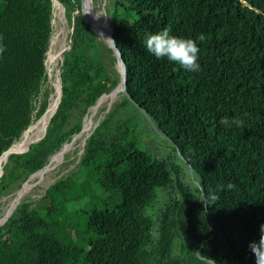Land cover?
<instances>
[{"label":"trees","instance_id":"1","mask_svg":"<svg viewBox=\"0 0 264 264\" xmlns=\"http://www.w3.org/2000/svg\"><path fill=\"white\" fill-rule=\"evenodd\" d=\"M58 1L71 26L61 102L43 139L13 162L21 154L2 158L0 200L74 140L120 83L82 0ZM52 10V0H0V158L48 104L45 61L62 33L51 44ZM107 12L128 94L168 139L123 93L85 140L77 170L41 198H24L0 226V264H255L248 245L264 223V0H110ZM164 27L196 40L198 72L147 53V35ZM152 132L171 153L152 149Z\"/></svg>","mask_w":264,"mask_h":264},{"label":"rangeland","instance_id":"2","mask_svg":"<svg viewBox=\"0 0 264 264\" xmlns=\"http://www.w3.org/2000/svg\"><path fill=\"white\" fill-rule=\"evenodd\" d=\"M109 3H110V0H97L95 2H94V0H92V3H91L92 4L91 5L92 11L98 13L101 17L106 18L108 20V22H109V18H108V12H107V5ZM55 11H56L55 14L52 15L53 33H54V28H55V34L52 38V41H54V38L56 37V35L58 36L61 33V31L64 29V31H65L64 32L65 49L63 52H65L66 50L69 49V35L71 32L70 21L68 19L66 21V19L62 18V15L59 11H57V10H55ZM100 31H102V29H100ZM52 41H51V44H52ZM63 46L64 45L62 43L58 52L56 53V58H54V53H55V50L57 49L56 46H55L52 54L50 55L49 66L51 68V73L53 74V76H52L48 85L52 84L51 82H53L56 79L57 76H55V75L57 73V69L58 68L60 69V67H61L60 64L63 60V55H61V51L63 49ZM49 47L51 49V45ZM62 54H64V53H62ZM48 56H49V54H48ZM116 70L118 72L117 65H116ZM48 85H46L44 87V90L46 92L47 97L51 95L53 90H55L54 86H53L54 83L52 85H50L51 87L49 86V88H48ZM121 101H123V93H119L113 102L107 101L104 103V105L102 107H100L98 109V112L94 116L93 125H92V128L90 129V131L88 133H85V134L82 133V134H80V136L79 135L75 136L73 138L74 140H72L70 143H67V144H69V146L66 149V151L63 152V153H66L65 159L57 168L53 169L52 171L45 174L44 176H38L35 179H33L34 178L33 177L28 182L26 181L19 189L14 188L9 192L8 195L4 196L0 200V221L7 213L13 211V209L16 207L15 206L12 209H10L9 211H7L9 204L16 198V195L20 192V189L22 187H24L26 185H29L31 187L30 193L25 197V199L26 198H32V199L41 198L45 194L46 190L51 185H53L56 181L60 180L63 177H66L67 175L71 174L73 171H76L78 163L80 162V159H81L82 154H83L85 140L87 139V137L91 133L92 129H94V127L101 120H103L105 118V116L108 114V112H110L113 109V107ZM92 108L89 110V113L85 116L84 122L87 119V116L92 113ZM45 134H46V132H45ZM41 136L38 137L37 139L33 140L32 142L38 140L39 138H41ZM149 137L153 139V143L155 142V144H153V146H152V149H154V151H155L156 147L158 149L161 148V151H159V154H161L162 156H166L172 152V147L169 145V143H167L161 137L156 136L153 132L151 133V135H149ZM67 144H65V145H67ZM40 172L43 174L42 171H40Z\"/></svg>","mask_w":264,"mask_h":264},{"label":"bare ground","instance_id":"3","mask_svg":"<svg viewBox=\"0 0 264 264\" xmlns=\"http://www.w3.org/2000/svg\"><path fill=\"white\" fill-rule=\"evenodd\" d=\"M92 4H90L88 2V0H86V4H85V10L88 14V16L90 17L91 21L96 25V28L92 22L91 25L93 27L94 30L96 31H100V29L105 30L106 29V23L104 18L101 17L98 13L92 11ZM64 29L62 30V34L57 38L56 41V50L54 53V58H56V53L58 52L61 44L63 43V45L65 44V36H64ZM66 35V34H65ZM57 37V36H56ZM56 39V38H55ZM64 53V52H63ZM49 61H50V57L49 59L47 58V67L49 72L51 73V69L49 68ZM121 66V65H120ZM122 68V66H121ZM52 74V73H51ZM54 86H55V90H53V92L51 93L50 97V106H49V110L47 111V113L45 114V116L43 118H41L40 120H38L36 122V124L34 126H32L30 128L29 131H27L26 133H24L20 139H18L10 148L9 150L6 152V154L4 155L6 157V160L8 159V157L12 154H22L20 152H22V150L24 149V147H26L27 145H30L29 143H33L32 141L37 139L38 137H40L43 133L44 130L46 128V126L48 127V121L50 116L53 114L54 110L56 111L57 106H58V96H59V84L57 83V81L53 82ZM122 88V84H120L118 90L116 91V93H113L112 95L106 94L105 96H103L97 107H93L92 108V113L90 115L87 116V119L84 122V129H83V134L88 133L90 131V129L92 128L93 125V119L95 114L98 112V109L100 107H102L104 105L105 102L109 101V102H113L115 100V98L118 96L119 94V89ZM108 106V105H107ZM109 107V106H108ZM52 118V117H51ZM51 120V119H50ZM45 135V134H44ZM80 136V135H79ZM69 144L65 145L62 147V149L56 153L54 156H52L49 160V163L47 164L46 168L44 170H42L43 174L40 172L38 175H36L33 179L37 178L38 176H44L45 174L49 173L50 171H52L53 169L57 168L65 159V154L63 153L64 151H66V149L68 148ZM25 153V152H23ZM3 156V157H4ZM217 156V155H216ZM147 157H149L147 155ZM255 159V158H254ZM2 160V159H1ZM5 160V161H6ZM257 160V159H256ZM1 162V161H0ZM146 162V161H145ZM263 164V163H262ZM156 165V164H155ZM142 166V165H141ZM145 166V165H144ZM248 166V165H247ZM252 166V165H251ZM209 167V166H208ZM255 167V166H254ZM258 167V166H257ZM137 168V167H136ZM155 170V169H154ZM100 171V170H99ZM245 171V170H244ZM2 174V171L0 172ZM251 173V172H250ZM261 173V172H260ZM0 174V175H1ZM231 175V174H230ZM101 177V176H100ZM99 177V179H101ZM225 177V175H224ZM256 179V178H255ZM224 180V179H223ZM33 181V180H32ZM90 182V181H89ZM256 182V181H255ZM30 189L31 187L29 185L24 186L21 191L16 195V198L9 204L7 211H9L10 209H12L13 207L16 206V204L18 202H21L29 193H30ZM162 209V208H161ZM6 211V212H7ZM168 216V215H167ZM172 217V216H171ZM144 232V231H143ZM141 234V233H140ZM245 240V239H244ZM132 241V240H131Z\"/></svg>","mask_w":264,"mask_h":264},{"label":"clouds","instance_id":"4","mask_svg":"<svg viewBox=\"0 0 264 264\" xmlns=\"http://www.w3.org/2000/svg\"><path fill=\"white\" fill-rule=\"evenodd\" d=\"M204 34H199L197 40L204 41ZM144 48L150 55L156 59H165L178 65L180 68L189 72H198L200 70V48L196 40L192 38L173 35L167 27L157 32L149 33L144 40ZM224 123H228L225 119ZM233 185L229 184L228 188ZM215 200V197H211ZM259 240L249 242V249L255 257V264H264V223L259 225Z\"/></svg>","mask_w":264,"mask_h":264},{"label":"water","instance_id":"5","mask_svg":"<svg viewBox=\"0 0 264 264\" xmlns=\"http://www.w3.org/2000/svg\"><path fill=\"white\" fill-rule=\"evenodd\" d=\"M88 2L91 4V3H92V0H88ZM85 4H86V0H82L81 8H82V14H83V18H84V20L90 25V30H91L93 33H95V34L101 36L102 39H103V40L109 45V47L112 49V51L114 52V55H115V57H116V59H117V69H118V72H119V74H120V83L118 84V86H117L113 91H111V92L109 93V95H112L113 93H116V91L118 90L120 84H122V88L119 89V93H124L126 96H128L129 99L132 101V103H134V105H136V107H137V108H138V109L144 114V116L147 118V120L149 121V123L151 124V126L157 131V133H159L163 138L168 139L167 136H166L164 133H162V132L156 127V125L154 124V122L152 121V119L149 117V115L147 114V112H146L145 110H143L138 104H136L132 98H130V96H129V94H128V91H127V73H128V71H127V67H126V64H125V62H124V60H123V58H122L121 51L119 50V48H118V46H117V44H116V42H115V40H114L113 32H112V28H111V26H110L108 20H107L106 18H104L105 22H107L106 25H105V26H106V29H105V30H102V31H96V30H94L93 27H92V25H91V22H90V20H89V18H88V15H87V13H86V10H85ZM52 7H53L52 15L55 14V12H56L55 10H57V11H59V12L61 13L62 18H63V19H66V21H67L66 14H65V9H64L63 5H62L58 0H52ZM52 25H53V24H52ZM52 37H53V34H52ZM52 37H51V39H50V42H51V40H52ZM49 46H50V44H49ZM47 53H48V52H47ZM46 57H47V54H46ZM45 63L47 64L46 61H45ZM62 64H63V60H62V62H61V64H60V66H62ZM120 65L122 66V68H121ZM46 69H47V71H48V79H49V82H50V80H51L53 74H51V73L49 72V70H48V68H47V65H46ZM55 76H57V77H56V79H55L53 82L57 81V83L59 84V89H58V90H59V96H58V106H57V109H56V111L54 112V114L57 112V110H58V108H59V104H60V102H61V98H62V77H61V69H59V68L57 69V73H56ZM53 82H51V83L53 84ZM52 84H50V85H52ZM50 87H51V86H50ZM105 95H106V94H104L103 96H105ZM103 96H101V97L99 98V100L97 101V103H96V105H95L94 107H97V106H98L99 101H100V99H101ZM50 99H51V97H48V104H47L46 109H45V112H44V114L42 115L41 118H43V117L45 116V114L47 113V111L49 110ZM54 114L52 115V117L54 116ZM41 118H40V119H41ZM40 119H39V120H40ZM51 119H52V118H51ZM50 121H51V120H50ZM49 124H50V122H49ZM31 127H32V125H31V126L25 131V132H23L22 135H23L24 133H26L27 131H29ZM48 128H49V125H48ZM83 129H84V123H83ZM83 129H82V131H81L80 134H82ZM47 131H48V130H47ZM80 134H79V135H80ZM22 135H21V136H22ZM89 135H90V134H89ZM21 136H20V138H21ZM44 136H45V135H43V136H42L41 138H39L38 140L34 141V142L30 145V147L28 148V150H27L25 153L29 152L30 149H31V146H32L33 144H35V143H38L41 139L44 138ZM20 138H19V139H20ZM15 142H16V141H15ZM15 142H14V143H15ZM14 143H13V144H14ZM13 144H12V145H13ZM12 145H11V146H12ZM11 146H10V147H11ZM10 147H9V148H10ZM62 147H63V146H62ZM9 148H8V149L2 154V156H1V158H0V161H1V159L3 158V156L6 154V152L9 150ZM25 153H24V154H25ZM24 154H21L20 156H18L17 158H15L14 160H12L11 162H13V161H15V160L21 158ZM11 162H10V163H11ZM46 166H47V164H46L42 169H39V170L36 171L34 174H32V175L29 177V179L27 180V182H28L29 180H31L33 177H35L36 175H38V174L40 173V171L44 170V169L46 168ZM6 172H7V170L4 168L2 174L0 175V178H1ZM191 173H192V170H191ZM22 188H23V187H22ZM22 188H21V189H22ZM21 189H20V191H21ZM19 204H20V202H18V203L16 204V207H17ZM16 207H15V209H16ZM15 209H14V210H15ZM14 210H13L12 212L7 213V214L1 219V221H0V226L4 225V224L8 221V219H9V218L11 217V215L13 214Z\"/></svg>","mask_w":264,"mask_h":264}]
</instances>
